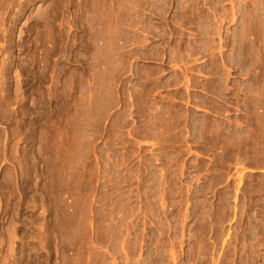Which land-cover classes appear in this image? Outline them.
I'll list each match as a JSON object with an SVG mask.
<instances>
[{
  "label": "rangeland",
  "instance_id": "rangeland-1",
  "mask_svg": "<svg viewBox=\"0 0 264 264\" xmlns=\"http://www.w3.org/2000/svg\"><path fill=\"white\" fill-rule=\"evenodd\" d=\"M0 264H264V0H0Z\"/></svg>",
  "mask_w": 264,
  "mask_h": 264
}]
</instances>
